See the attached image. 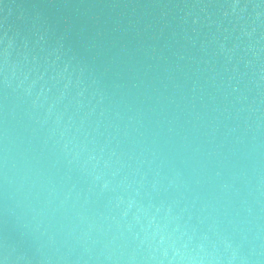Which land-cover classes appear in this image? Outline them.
Instances as JSON below:
<instances>
[{
  "label": "water",
  "instance_id": "obj_1",
  "mask_svg": "<svg viewBox=\"0 0 264 264\" xmlns=\"http://www.w3.org/2000/svg\"><path fill=\"white\" fill-rule=\"evenodd\" d=\"M0 264H264V0H0Z\"/></svg>",
  "mask_w": 264,
  "mask_h": 264
}]
</instances>
